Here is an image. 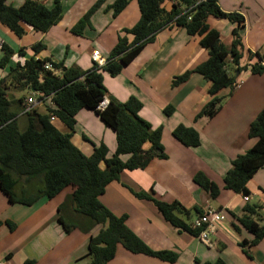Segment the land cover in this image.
<instances>
[{
	"label": "crops",
	"instance_id": "crops-1",
	"mask_svg": "<svg viewBox=\"0 0 264 264\" xmlns=\"http://www.w3.org/2000/svg\"><path fill=\"white\" fill-rule=\"evenodd\" d=\"M25 1L8 0V4L18 8ZM39 1L48 7L53 5V0ZM97 2L64 0L61 21L47 33L28 29L27 34L18 39L0 25V43L7 44L14 51L0 78H7L11 67H15L18 61L33 56L38 60L49 58L66 68H78L84 72L95 64L94 51L107 61L119 38L139 22L141 13L138 1L131 0L114 17L111 6L115 0H105L94 11L82 34L74 33L73 28ZM173 5L168 1L164 7L170 11ZM218 5L224 13L244 17L245 23L238 29L242 42V67L264 65V0H219ZM207 23L220 33L223 45L230 48L237 23L214 15L208 17ZM38 43L44 48L35 55L32 47ZM21 50L25 53L22 59L19 56ZM3 55L0 47V60ZM208 58L209 52L199 45L197 38L189 36L183 28L170 26L146 43L119 75L111 77L104 73L108 102L113 98L125 103L130 97H135L143 105L140 117L153 128L162 127L166 159H154L145 169L125 171L106 187L100 201L113 215L127 216V226L151 249L179 255L175 264H215L218 261L225 264H264V239L258 246L247 247L249 258L239 244L253 238L247 231L238 232L234 227L247 205L262 207L257 219L264 225V167L248 183L249 201L242 194L226 189L224 183L233 161L256 143V139L249 137V130L264 110V74L253 75L249 70L243 71L238 76L236 90L223 102L220 111L212 118L197 119L199 112L211 100V82L194 73L185 84L178 87L172 84L175 77L194 70ZM227 64H231L230 58ZM228 93L225 90L221 96ZM8 96L13 100L25 97L23 106H13L23 129L27 121H21L26 119L24 109L29 97L41 101L34 110L37 114H46L47 106L53 105L51 99L42 100L38 93L28 89L18 91L10 86ZM168 106L174 108L170 116L165 114ZM53 123L61 133L70 135L71 142L87 157L102 145L107 149V157L116 151L114 131L90 110L83 109L78 113L72 130L56 118ZM179 125L196 129L201 138L200 146L191 148L179 142L173 135ZM101 168L105 169L104 162H101ZM198 173H203L220 188L216 199L195 183L194 177ZM36 185V182L22 181L16 192L37 190ZM73 192L74 189L69 187L55 198H41L31 206L11 204L0 192V220L5 222L0 229V262L24 264L30 260L35 264H91L87 257L89 240L99 233L100 227L89 234L78 228L68 233L59 222L61 215L66 219L76 218L71 206L62 214L59 211L65 198ZM141 194L167 204L179 203L189 214L188 217L181 213L177 215L185 221L188 219L191 225L198 214L209 209L221 212L225 220L215 226L209 234L210 245H206L192 233L171 225L156 204ZM7 221L15 225L14 230L8 227ZM109 264L169 263L143 254H132L119 245L115 258Z\"/></svg>",
	"mask_w": 264,
	"mask_h": 264
},
{
	"label": "trees",
	"instance_id": "trees-1",
	"mask_svg": "<svg viewBox=\"0 0 264 264\" xmlns=\"http://www.w3.org/2000/svg\"><path fill=\"white\" fill-rule=\"evenodd\" d=\"M63 1L53 0L52 7H48L39 0H26L22 6L15 8L8 4V0H0V25L18 39L23 38L28 29L47 33L61 21ZM104 1L98 0L81 18L73 28L74 33L82 34L90 24L94 11ZM130 1L115 0L111 6L113 16L117 17ZM137 1L141 18L132 29L125 31L124 37L119 38L104 67L94 64L91 70L84 72L78 68H66L62 63L49 58L38 60L33 56L18 61L15 67H11L7 78H0V192L11 204L31 206L41 198L51 200L63 190L73 188L74 192L65 198L59 211L62 214L71 206L76 218L66 219L61 215L59 222L68 233L78 228L89 234L94 228L100 227L99 233L89 240L87 257L91 259V264H109L115 258L119 245L132 254H143L169 264H175L179 257L171 251L151 249L127 226V216L113 215L100 201L106 187L118 180L125 171L145 169L154 159H166L162 127L153 128L140 117L143 105L137 98L130 97L125 103L111 98L104 110L97 109L108 94L104 85V73L116 77L156 34L167 27L176 26L185 29L189 36L197 38L199 45L209 52L207 61L194 70L175 77L172 84L173 87L185 84L194 73L211 82V100L199 112L197 119L212 118L220 111L223 102L236 90L238 76L243 71L249 70L253 75L264 74V65L261 63L242 67V42L238 29L244 25V17L224 13L218 5L219 0H206L199 4L195 0H181L170 11L165 9L164 4L171 0ZM211 15L237 23L230 48L223 45L220 33L207 23ZM0 47L4 53L0 60V70H4L14 51L3 42ZM43 48L44 45L38 43L32 50L36 55ZM19 56L24 58L23 50ZM229 58L231 64L228 65ZM47 63L53 65L54 71L45 68ZM56 70L60 74H56ZM10 86L18 91H34L42 100L51 99L53 105L47 106V113L44 115L37 114L36 111L25 113L27 122L22 129L13 106H23L25 97L10 99ZM225 90L229 93L221 96ZM83 109L94 112L114 131L117 148L111 157H107L104 145L96 148L91 157L85 156L71 142L70 135L61 133L52 121L55 117L67 129L72 130L76 124V116ZM173 112V107H166L167 116ZM173 135L186 147H198L201 144L200 134L194 128L179 125ZM249 137L256 139L255 145L233 161L224 178L226 189L243 196H250L248 183L264 167V110L250 126ZM147 145L149 148H145ZM101 162L105 163V169L101 168ZM22 181L36 182L37 190L17 193L16 188ZM194 181L212 199L219 196L220 188L203 173L196 174ZM140 196L149 198L145 194ZM150 200L175 228L198 236L200 229L194 230L188 219L185 221L177 215L181 213L188 217L189 214L179 203L167 204ZM261 209L256 205H247L244 215L237 218V223L234 224L238 232L247 231L253 238L250 242L244 240L239 244L249 258L251 256L247 247L258 246L264 239V225L257 219ZM196 212L200 213L198 210ZM200 215L202 214H198V217ZM4 223L0 220V229ZM6 224L11 230L15 229L13 223L7 221ZM24 264L35 262L28 260ZM215 264L225 263L218 261Z\"/></svg>",
	"mask_w": 264,
	"mask_h": 264
},
{
	"label": "built area",
	"instance_id": "built-area-1",
	"mask_svg": "<svg viewBox=\"0 0 264 264\" xmlns=\"http://www.w3.org/2000/svg\"><path fill=\"white\" fill-rule=\"evenodd\" d=\"M171 1L173 2V4L177 3L176 0H171ZM204 1L206 0H195L197 4L202 3ZM93 60L95 64H97L99 67H104L107 64V61H105V59L101 57L98 51H94ZM45 68L47 70L54 71L53 65L51 63H47L45 65ZM55 73L60 74L59 71L57 70L55 71ZM40 102H41L40 100L38 101V100H35L33 97H29L26 100V107L24 109V114L30 113V112L32 113ZM108 104H109L108 100L106 99V97H104L103 101L99 103L97 109L102 111L108 106ZM53 120H55V117L52 118V121ZM244 199L246 201H249L250 197L244 196ZM224 220H225V216L222 215L221 212L209 209L197 218V220L192 224V228L194 230L200 229L197 238L203 244L210 245L209 244V234H211V232L214 230L217 224L221 223ZM0 264L2 263L0 262Z\"/></svg>",
	"mask_w": 264,
	"mask_h": 264
},
{
	"label": "rangeland",
	"instance_id": "rangeland-1",
	"mask_svg": "<svg viewBox=\"0 0 264 264\" xmlns=\"http://www.w3.org/2000/svg\"><path fill=\"white\" fill-rule=\"evenodd\" d=\"M3 74H4L3 70H0V76H2ZM25 121H26V119L25 120H22L21 122H24L25 123ZM21 128L23 129V123H21Z\"/></svg>",
	"mask_w": 264,
	"mask_h": 264
},
{
	"label": "clouds",
	"instance_id": "clouds-1",
	"mask_svg": "<svg viewBox=\"0 0 264 264\" xmlns=\"http://www.w3.org/2000/svg\"><path fill=\"white\" fill-rule=\"evenodd\" d=\"M249 197V196H248Z\"/></svg>",
	"mask_w": 264,
	"mask_h": 264
},
{
	"label": "water",
	"instance_id": "water-1",
	"mask_svg": "<svg viewBox=\"0 0 264 264\" xmlns=\"http://www.w3.org/2000/svg\"><path fill=\"white\" fill-rule=\"evenodd\" d=\"M34 92V91H33Z\"/></svg>",
	"mask_w": 264,
	"mask_h": 264
}]
</instances>
